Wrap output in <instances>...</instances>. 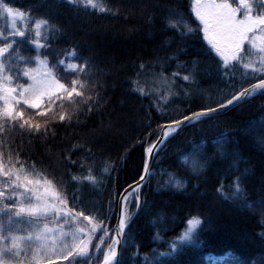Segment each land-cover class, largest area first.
<instances>
[{"label": "snow or ice", "instance_id": "snow-or-ice-1", "mask_svg": "<svg viewBox=\"0 0 264 264\" xmlns=\"http://www.w3.org/2000/svg\"><path fill=\"white\" fill-rule=\"evenodd\" d=\"M55 4L53 10L93 9L113 15L122 11L119 5L113 10L99 0H55ZM189 8L194 17L191 23L183 19L168 23L173 27L183 24L182 36L198 31L223 87L216 88L215 97L206 96V90L194 87L198 84L195 73L181 75L177 70L167 76L163 70H153L146 74L147 65H138L136 78L130 81L132 90L141 96H159L163 85L169 91L150 105L160 122L153 128L152 117L146 113L149 118L143 127L147 131L138 133L134 141L143 146L142 168L119 192V199L110 197L104 209L85 207L79 194L82 183H100L91 166L83 174L87 157L78 162L71 159V150L60 153L64 171L58 172L50 162L54 156L37 160L24 155L26 137L47 143L49 130L55 125L71 126L73 117L78 121L84 109L88 113L99 110L101 85L95 77L103 75V70L89 57H77L75 52L64 56L55 53L59 58H54L51 37L63 31L62 27L50 18L33 17L34 9L22 10L12 6L11 0H0V18L6 21V26L0 27V264H121L120 248L126 243L127 230L134 219L130 205L135 203L138 211L146 203L142 201L145 182L155 174L153 161L168 140L189 121L211 120L225 109L264 93V0H190ZM128 13L136 14V6H131ZM151 19L149 14L146 22ZM176 78L186 83L171 91ZM169 95L190 96L193 100L199 96L201 103L195 111L190 106L169 111L161 103ZM105 130L101 127L93 132L103 134ZM83 147L73 145L74 149ZM128 151L126 148L125 154ZM219 155H227L223 147ZM232 155L230 167L237 163ZM215 156L216 153L194 157L187 170L198 177ZM77 165L74 174L72 168ZM235 170L237 175L229 185L231 194L225 192L221 181L214 195L228 200L245 199L244 175L238 168ZM103 171L109 172V167L106 165ZM187 183L174 173L165 181L178 191L186 190ZM113 215L115 224L111 223ZM184 223L182 233L168 241V249L154 251L152 260L146 258L145 264H164L160 257H170L184 242L196 239L198 226L203 224L201 216L190 214Z\"/></svg>", "mask_w": 264, "mask_h": 264}, {"label": "trees", "instance_id": "trees-1", "mask_svg": "<svg viewBox=\"0 0 264 264\" xmlns=\"http://www.w3.org/2000/svg\"><path fill=\"white\" fill-rule=\"evenodd\" d=\"M99 2L113 10L119 5L122 11L113 15L93 9L53 10L55 0H11L12 6L26 11L34 9L33 17L50 18L62 27L63 31L55 32L51 37L54 58H59L55 53L64 56L66 52H75L77 57H89L103 70V75L95 77L101 85L102 105L99 110L88 113L84 109L78 121L73 117L71 126L55 125L49 130L47 143L42 144L40 138L26 137L24 155L37 160L54 156L50 162L58 172L64 171L60 153L71 150V159L78 162L87 157L83 174L86 175L91 166L100 183L94 186L84 182L79 186L83 205L107 209L110 197L117 200L119 192L136 178L142 168L143 146L134 141L138 133L147 131L143 127L149 118L146 113L152 117L153 128L160 122L150 105L169 91L163 85L159 96H141L132 90L130 81L136 78L138 65L141 62L147 65L146 74L153 70H163L167 76L177 70L181 75L195 73L198 84L194 87L206 90V96L215 97L216 88L223 87V84L198 31L182 36L183 24L173 27L168 23L169 20L183 19L189 23L194 20L190 14V0ZM133 5L136 14L128 13ZM149 14L152 19L146 22ZM5 26L6 21L0 18V27ZM191 26L195 29V24ZM185 83L176 78L171 91L179 90ZM161 103L169 111L182 110L185 106L195 111L201 100L199 96L193 100L190 96L177 98L169 95ZM109 124L111 127H106ZM101 127L106 128L103 134L93 132ZM262 137L264 93H257L211 120L185 125L179 134L169 139L153 161L155 174L145 182L142 201L146 203L138 211L135 203L130 205L134 219L127 230L126 243L120 248L121 264H145L146 258L152 260L154 251L167 250L168 241L182 233L186 227L184 221L190 214H199L203 220L202 226H198L196 239L184 242L172 256L160 257L164 264H264ZM81 144L82 149L73 148V145ZM221 147L227 155H219ZM88 148L91 151L85 152ZM126 148L129 149L127 154ZM213 153H216L215 159L198 177L187 170L194 157L205 158ZM232 154H235L237 163L230 167ZM106 165L109 167L107 173L103 171ZM77 167L72 168L74 174ZM236 168L244 175L245 199L228 200L214 195L215 187L221 181L225 192L231 194L229 185L237 175ZM173 173L188 181L186 190L178 191L171 184H165L169 174ZM194 184L197 187L194 188ZM112 207L115 209L116 203ZM115 219L113 215L112 224Z\"/></svg>", "mask_w": 264, "mask_h": 264}, {"label": "water", "instance_id": "water-1", "mask_svg": "<svg viewBox=\"0 0 264 264\" xmlns=\"http://www.w3.org/2000/svg\"><path fill=\"white\" fill-rule=\"evenodd\" d=\"M238 104H239V103H238ZM238 104H235L234 106H236V105H238ZM234 106H232V107H230V108H228V109H225L222 113H224V112H226L227 110L233 108ZM219 114H221V113H219ZM189 123H192V121H189L187 124H189ZM130 184H131V183H130ZM118 199H119V196H118ZM115 223H116V220H115Z\"/></svg>", "mask_w": 264, "mask_h": 264}]
</instances>
